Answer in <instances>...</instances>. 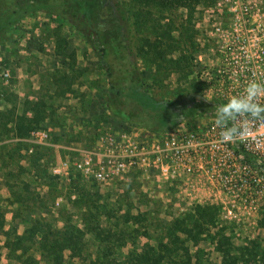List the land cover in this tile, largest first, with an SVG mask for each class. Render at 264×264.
<instances>
[{"label":"rangeland","instance_id":"1","mask_svg":"<svg viewBox=\"0 0 264 264\" xmlns=\"http://www.w3.org/2000/svg\"><path fill=\"white\" fill-rule=\"evenodd\" d=\"M109 1L126 19L145 88L156 99L201 94L203 87L200 89L196 72L216 58L210 23L220 11L215 8L218 0H198L186 7L147 6L140 18L145 19L146 29L140 32L135 28V2ZM250 1L255 16L264 0ZM64 24L78 32L89 47L85 57L95 70L94 81L86 78L88 92L58 110L61 116L45 112V119L27 137L0 138V179L14 191L9 195L8 190H0V212L8 238L26 231V247L31 248L28 255H37V235L30 241L27 230L34 226L35 231L60 233L73 226L80 232V252L73 259L66 251L65 264H91L94 260L105 264H225L231 257L234 262L230 260V264H264V210L258 218L230 223L219 217L218 210L206 208L216 204L182 205L176 201V185L159 186L135 174L100 185L72 166L53 173L61 159L89 148L100 132L126 127L105 106L107 83L91 44L93 36ZM6 69L11 68L3 65L0 70V109L15 102L20 111L19 94L30 87L26 82L18 87L11 70L9 76L1 77ZM13 86L23 92L13 93ZM206 119L189 118L193 122ZM34 130L45 131L47 137L37 141L31 133ZM3 237L0 234V242ZM19 254L20 250L12 255ZM7 256V250H0V264H21Z\"/></svg>","mask_w":264,"mask_h":264},{"label":"built area","instance_id":"2","mask_svg":"<svg viewBox=\"0 0 264 264\" xmlns=\"http://www.w3.org/2000/svg\"><path fill=\"white\" fill-rule=\"evenodd\" d=\"M253 7L250 0L217 1L218 18L210 23L216 58L196 72L203 83L196 97L207 104L198 115L205 121L183 119L163 131L107 129L91 147L61 159L53 173L72 166L100 185L135 174L159 186L176 185L175 200L182 205L216 204L224 221L258 218L264 210V120L245 115L229 121V127L247 129L232 142L221 140L222 129L215 123L230 97L244 94L251 81L264 84V5L255 16ZM7 76L9 71L1 72ZM259 102L264 104V95ZM31 133L37 141L47 137L43 130Z\"/></svg>","mask_w":264,"mask_h":264},{"label":"trees","instance_id":"3","mask_svg":"<svg viewBox=\"0 0 264 264\" xmlns=\"http://www.w3.org/2000/svg\"><path fill=\"white\" fill-rule=\"evenodd\" d=\"M196 1L198 0H133L138 9L135 13V18L138 19L135 25L136 32L146 29L145 19L140 20L141 11L145 7H186ZM36 12L46 13L59 21L69 23L81 34L88 33L93 36L91 44L98 54L100 67L106 76L105 106L108 112L124 122L126 127L163 131L180 122L181 116L183 119H189L207 109V104L196 97L197 93L177 98L156 99L145 88L141 71L137 66V57L131 49L126 19L116 12L109 0H0V44L8 29ZM157 58L160 56L157 55ZM2 66L0 59V70ZM66 78L68 76L64 77ZM202 87L203 83L200 82V89ZM51 110L42 99L35 102L23 100L19 112L15 105L0 109V136L27 137L29 131L37 128L45 119L47 115L45 112L51 113ZM206 208L218 210L217 206ZM24 232L22 235L13 233L9 239V231L3 229V214L0 212V234L4 236L0 242V250L2 247L5 248L10 260L21 264H65L66 251L73 259L79 255L80 232L73 226H66L60 233L47 232L44 229L35 231L34 226L27 230L30 233L27 236L30 241L37 235L35 241L37 249L34 250L37 255H28L31 248L26 247L27 243L24 240L26 231ZM19 250V255H12ZM227 259L224 263L230 264L232 257ZM91 264L105 262L94 260Z\"/></svg>","mask_w":264,"mask_h":264},{"label":"crops","instance_id":"4","mask_svg":"<svg viewBox=\"0 0 264 264\" xmlns=\"http://www.w3.org/2000/svg\"><path fill=\"white\" fill-rule=\"evenodd\" d=\"M65 24L46 13L36 12L24 17L17 25L8 29L0 44V59L3 65L11 68L9 70L15 78L14 83L19 87L20 83L26 82L30 87L28 92L24 93L25 91H20L13 86L11 89L13 93H24L18 96L22 98L21 103L23 100L31 102L44 100L46 107L52 109V116H55L58 110L69 107L70 101L78 102L81 99V93L88 92L85 86L86 78L91 79V82L94 81L95 70L90 63L86 62L85 57L89 47L77 35L78 32L73 33L70 31L71 27L68 28ZM90 54L92 55V52ZM63 75L68 78L64 79L66 76ZM90 87L93 86L90 85ZM13 104L18 111V104L15 102ZM7 107L8 105H5L1 109ZM58 113L59 116L62 115ZM200 118L203 117L199 115L191 117V119ZM0 180V190L6 189L9 194L13 186ZM10 193L12 194V191ZM2 249L5 248L2 247Z\"/></svg>","mask_w":264,"mask_h":264},{"label":"clouds","instance_id":"5","mask_svg":"<svg viewBox=\"0 0 264 264\" xmlns=\"http://www.w3.org/2000/svg\"><path fill=\"white\" fill-rule=\"evenodd\" d=\"M264 95V84L251 81L246 86L242 95H234L228 102L218 109L215 123L222 129L220 138L223 142H232L238 137L246 134L247 129L235 125L229 127V121H236L245 115L252 120H264V104L259 102V98Z\"/></svg>","mask_w":264,"mask_h":264},{"label":"water","instance_id":"6","mask_svg":"<svg viewBox=\"0 0 264 264\" xmlns=\"http://www.w3.org/2000/svg\"><path fill=\"white\" fill-rule=\"evenodd\" d=\"M181 120H183V116H181Z\"/></svg>","mask_w":264,"mask_h":264}]
</instances>
